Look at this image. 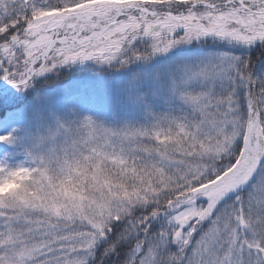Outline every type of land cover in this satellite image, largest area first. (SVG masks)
I'll return each mask as SVG.
<instances>
[{
    "label": "snow or ice",
    "instance_id": "1",
    "mask_svg": "<svg viewBox=\"0 0 264 264\" xmlns=\"http://www.w3.org/2000/svg\"><path fill=\"white\" fill-rule=\"evenodd\" d=\"M0 111V264H264V0H0Z\"/></svg>",
    "mask_w": 264,
    "mask_h": 264
},
{
    "label": "rangeland",
    "instance_id": "2",
    "mask_svg": "<svg viewBox=\"0 0 264 264\" xmlns=\"http://www.w3.org/2000/svg\"><path fill=\"white\" fill-rule=\"evenodd\" d=\"M88 73L85 75V76H80L78 75V72H73L71 74L72 77H70V79L66 82H62V81H59L60 85L61 86H65V85H71L73 81H76V80H82V79H94L96 78V73L92 70H87ZM70 75V72L69 73H66L65 74V77H68ZM2 147V146H0Z\"/></svg>",
    "mask_w": 264,
    "mask_h": 264
},
{
    "label": "trees",
    "instance_id": "3",
    "mask_svg": "<svg viewBox=\"0 0 264 264\" xmlns=\"http://www.w3.org/2000/svg\"><path fill=\"white\" fill-rule=\"evenodd\" d=\"M66 73H69V72L67 70H65L64 73H63V75H62V77L60 78V81L66 82V81H68L70 79V77H72L71 74L73 72H70V75L68 77H65V74ZM87 73H88V71L78 72V75L85 76ZM0 115H3V112L2 111H0Z\"/></svg>",
    "mask_w": 264,
    "mask_h": 264
}]
</instances>
